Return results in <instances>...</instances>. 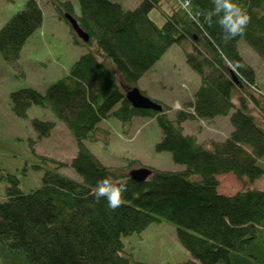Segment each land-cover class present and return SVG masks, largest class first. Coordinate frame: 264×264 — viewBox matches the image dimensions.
Listing matches in <instances>:
<instances>
[{
	"label": "trees",
	"instance_id": "trees-1",
	"mask_svg": "<svg viewBox=\"0 0 264 264\" xmlns=\"http://www.w3.org/2000/svg\"><path fill=\"white\" fill-rule=\"evenodd\" d=\"M47 2L69 25L65 16H73L89 36L86 42L94 39V48L80 55L68 74L44 93L33 87L13 90L12 112L27 118L33 104L49 108L71 131L78 150L67 164L34 153L30 140L31 153L54 169L45 168L41 184L26 192L18 186V176L0 169L6 188L0 201V264H131L122 237L163 221L177 227L178 240L190 255L175 264H264V190L246 185L264 176V95L255 69L238 48L243 40L264 61V0H238L251 22L243 36L227 44L215 17L211 25L204 22L202 13L213 7L212 0H191L186 11L178 5L162 11L166 19L161 27L148 15L151 9H160L161 0H140L133 9H125L119 0H78L79 15L71 0ZM39 4L26 0L0 28V54L6 61L19 57L42 24ZM70 28L74 42L80 44ZM183 42L191 47L183 50L185 61L200 79L192 98L172 118L168 105L160 101V112L132 107L125 96L128 88L138 87L164 51ZM237 62L242 67H236ZM136 116L156 119L162 137L155 149L170 152L183 169L148 167L147 179L135 181L129 172L141 167L136 159L116 169L98 161L85 141L100 139V123L116 118L128 126ZM220 116H228L232 126L223 140L207 146L183 132L185 121ZM30 122L39 137L48 136L54 127V122L38 118ZM67 165L81 181L58 172ZM228 172L244 183L232 195L218 191L216 175ZM105 177L128 181L124 203L116 210L107 207L106 199L97 202L92 195Z\"/></svg>",
	"mask_w": 264,
	"mask_h": 264
},
{
	"label": "rangeland",
	"instance_id": "rangeland-1",
	"mask_svg": "<svg viewBox=\"0 0 264 264\" xmlns=\"http://www.w3.org/2000/svg\"><path fill=\"white\" fill-rule=\"evenodd\" d=\"M125 9H133L140 0H119ZM160 9L153 8L149 19L161 27L168 12L177 8L175 0H161ZM74 14L79 15L78 0H71ZM26 0H0V28L25 5ZM43 12L42 24L27 39L21 48L19 57L9 62L0 54V169L15 174L20 179V189L24 192L41 184L45 168L54 169L53 164L44 163L31 153L32 140L34 153L51 157L70 164L78 150L71 131L49 108L31 105L27 118L12 112L10 93L23 87H33L44 93L47 87L60 77L68 74L71 66L83 53L94 48V39L90 43L73 40L70 25L60 19L54 7L47 0H39ZM239 51L244 59L255 69L260 91L264 95V61L243 40L239 41ZM183 50H191L189 42L173 44L160 60L155 62L136 84L153 101L168 105L170 117L192 98L200 84L199 74L186 63ZM127 88V87H125ZM130 88H128L129 90ZM238 92L235 94V101ZM256 117L258 111L249 105ZM38 118L54 122L48 136L39 137L32 127L31 119ZM198 120V119H197ZM155 118L136 116L128 126L116 118L100 123L96 142L86 140L85 144L93 155L110 168L116 169L136 159L141 167L176 171L183 165L175 163L168 151L158 152L155 147L162 132ZM184 133L195 135L198 142L209 146L210 142L223 140L232 126L228 116L210 120L185 121ZM102 130H106L103 133ZM58 172L77 181L81 177L69 165ZM197 178V175L191 176ZM222 194L232 195L244 187V183L232 172L216 175ZM250 188L264 190V176L255 182L246 184ZM5 183L0 180V201L5 199ZM177 227L169 222H155L144 230L122 237L124 248L132 256L131 264H175L190 258L177 236Z\"/></svg>",
	"mask_w": 264,
	"mask_h": 264
},
{
	"label": "clouds",
	"instance_id": "clouds-1",
	"mask_svg": "<svg viewBox=\"0 0 264 264\" xmlns=\"http://www.w3.org/2000/svg\"><path fill=\"white\" fill-rule=\"evenodd\" d=\"M191 0H184L182 7L185 9L190 5ZM213 7L202 13L204 22L208 25L215 23L219 25L223 32V41L227 44L237 36H243L247 26L251 22V16L238 0H212ZM199 24L200 20L193 17ZM236 67H242L237 62ZM128 192V181L126 179H113L105 177L97 182L92 195L97 202L102 198L106 199L107 207L116 210L124 203L125 194Z\"/></svg>",
	"mask_w": 264,
	"mask_h": 264
},
{
	"label": "water",
	"instance_id": "water-1",
	"mask_svg": "<svg viewBox=\"0 0 264 264\" xmlns=\"http://www.w3.org/2000/svg\"><path fill=\"white\" fill-rule=\"evenodd\" d=\"M67 18V20L69 21L72 29L74 30V32L76 33V35L84 42L88 41L89 36L81 29V27L77 24V20H75V18L71 15H66L65 16ZM231 76H232V80H234L236 83L239 82L237 75L234 73L233 70H231ZM126 98L127 100L131 103L132 107L134 108H138V109H151L154 111H162L163 110V106L158 103L157 101H153V99H151L150 97H148L147 95L142 94V92L140 91V89L136 86L132 87L131 89H129L126 92ZM150 169H148L147 167H139L136 169H131V171L129 172L130 177L133 180H137V181H144L145 179H147V177L150 174Z\"/></svg>",
	"mask_w": 264,
	"mask_h": 264
},
{
	"label": "built area",
	"instance_id": "built-area-1",
	"mask_svg": "<svg viewBox=\"0 0 264 264\" xmlns=\"http://www.w3.org/2000/svg\"><path fill=\"white\" fill-rule=\"evenodd\" d=\"M177 1V4H178V6L180 7V8H182L183 10H188V8H189V6H188V8L187 9H185L184 7H182V4L184 3V0H176Z\"/></svg>",
	"mask_w": 264,
	"mask_h": 264
},
{
	"label": "crops",
	"instance_id": "crops-1",
	"mask_svg": "<svg viewBox=\"0 0 264 264\" xmlns=\"http://www.w3.org/2000/svg\"><path fill=\"white\" fill-rule=\"evenodd\" d=\"M159 60H160V59H159ZM188 121H194V122H195V121H198V120H188ZM200 121H201V119H200ZM183 123H184V122H183ZM183 123H182V124H183ZM183 132H184V131H183Z\"/></svg>",
	"mask_w": 264,
	"mask_h": 264
}]
</instances>
